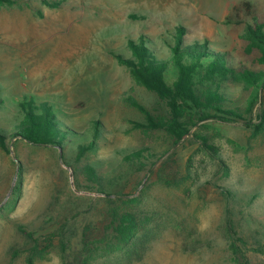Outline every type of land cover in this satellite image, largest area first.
I'll list each match as a JSON object with an SVG mask.
<instances>
[{
  "label": "rangeland",
  "instance_id": "1",
  "mask_svg": "<svg viewBox=\"0 0 264 264\" xmlns=\"http://www.w3.org/2000/svg\"><path fill=\"white\" fill-rule=\"evenodd\" d=\"M49 1L61 4L0 6V133L16 129L19 103L34 100L78 134L63 153L22 139L0 147V264H264V123L253 127L264 88L252 102L247 84L223 82L241 119L183 108L189 131L177 141L146 117L168 121L166 103L113 55L128 56V41L144 36L166 57L160 37L183 26L185 44L206 41L235 70L264 72L260 49L243 37L254 19L264 22V0H240L225 15L217 8L234 0ZM96 123L94 150L77 160L75 141ZM138 150L147 158L125 161ZM114 209L139 221L123 249L111 237Z\"/></svg>",
  "mask_w": 264,
  "mask_h": 264
},
{
  "label": "trees",
  "instance_id": "2",
  "mask_svg": "<svg viewBox=\"0 0 264 264\" xmlns=\"http://www.w3.org/2000/svg\"><path fill=\"white\" fill-rule=\"evenodd\" d=\"M21 1L24 0H0V6H12ZM41 2L48 8H58L61 4L59 1L41 0ZM185 34V27L176 26L160 37L168 48L166 57L149 46L150 41L144 36L139 37L138 40L128 41V56L122 52L113 53L119 63L130 69L136 82L166 103L170 112L168 121L155 122L148 114L146 117L151 127L166 130L177 141L189 131L185 124L179 121L183 117V108L200 112L202 119L216 118L224 122H235L241 119L240 113L227 107L230 101L221 91L223 82L230 83L237 79L247 84L254 90L252 102L257 100L259 92L264 88V72L247 69L237 71L229 65L225 54L211 50L206 41L185 44ZM243 37L260 49L261 56L258 61L264 64V22L254 19L253 25L246 26ZM170 66L175 69V78L169 83L167 71ZM131 103L140 107L134 101ZM18 106L22 119L16 125V129L6 134L0 133V147L5 152H9L7 139H15V141L22 139L34 145L56 147L63 153L65 142L75 137L72 135L78 134L56 119L53 108L48 103L27 100L22 101ZM259 120L258 125H253L256 132L262 129L264 123L262 114L259 115ZM246 124L250 126L249 123ZM98 137L99 127L96 123L89 139L74 140L77 147V160L94 150L95 140ZM203 144L212 148L207 143ZM145 158L147 155L141 150L132 151L124 156L125 161L130 162H138ZM84 169L90 181L97 183L101 191V179L96 170L91 165L85 166ZM111 216V237L117 247L123 249L133 239L138 230L139 221L131 212L118 209H114ZM226 232L231 238L234 230L230 220L227 221ZM29 264H31L30 260Z\"/></svg>",
  "mask_w": 264,
  "mask_h": 264
},
{
  "label": "crops",
  "instance_id": "3",
  "mask_svg": "<svg viewBox=\"0 0 264 264\" xmlns=\"http://www.w3.org/2000/svg\"><path fill=\"white\" fill-rule=\"evenodd\" d=\"M240 0H234L232 4L227 5L225 8H220L224 7V5L221 3L217 9L219 14H227L229 12V9L232 8L234 5L238 4ZM184 8H187L186 6Z\"/></svg>",
  "mask_w": 264,
  "mask_h": 264
}]
</instances>
